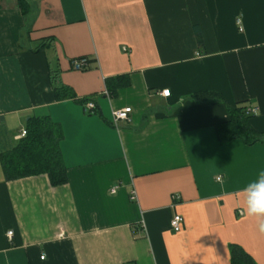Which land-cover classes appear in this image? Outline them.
Wrapping results in <instances>:
<instances>
[{
  "label": "crops",
  "instance_id": "obj_1",
  "mask_svg": "<svg viewBox=\"0 0 264 264\" xmlns=\"http://www.w3.org/2000/svg\"><path fill=\"white\" fill-rule=\"evenodd\" d=\"M27 1L0 0V264H231L232 243L264 264L241 191L264 141L217 136L239 102L264 134V0ZM210 90L220 100L194 96ZM42 116L61 129L67 182L6 178L1 154Z\"/></svg>",
  "mask_w": 264,
  "mask_h": 264
},
{
  "label": "trees",
  "instance_id": "obj_2",
  "mask_svg": "<svg viewBox=\"0 0 264 264\" xmlns=\"http://www.w3.org/2000/svg\"><path fill=\"white\" fill-rule=\"evenodd\" d=\"M19 3L25 11L28 1L19 0ZM54 90L57 99L75 96L72 89L64 85H56ZM107 90L111 96L110 90ZM194 96L207 102L220 100L221 97L214 90L202 91ZM81 100L87 102L91 98L85 97ZM242 103L239 102L235 107H230L228 109L229 119L217 126V136L220 144L234 138H242L248 144L255 141H264V134L250 126L248 122L250 114L246 112V107ZM61 138L62 133L59 125L49 116L31 118L24 139L11 150L1 154L6 178L15 179L45 173L52 185L66 183L68 176L59 145ZM229 249L231 264H258L240 245L232 243Z\"/></svg>",
  "mask_w": 264,
  "mask_h": 264
},
{
  "label": "clouds",
  "instance_id": "obj_3",
  "mask_svg": "<svg viewBox=\"0 0 264 264\" xmlns=\"http://www.w3.org/2000/svg\"><path fill=\"white\" fill-rule=\"evenodd\" d=\"M241 191L245 214L256 218V230L264 236V169L243 186Z\"/></svg>",
  "mask_w": 264,
  "mask_h": 264
},
{
  "label": "built area",
  "instance_id": "obj_4",
  "mask_svg": "<svg viewBox=\"0 0 264 264\" xmlns=\"http://www.w3.org/2000/svg\"><path fill=\"white\" fill-rule=\"evenodd\" d=\"M239 23V20H238ZM72 66L74 67V69H83L85 67L88 66V58L85 56H82L78 59H73L72 61ZM103 93H105L106 95H109V92L107 89L103 90ZM170 93L169 89H163L162 91H160V94L163 96H168ZM84 109L86 112L92 113L95 110V104L93 101L89 100L84 104ZM131 107H124L122 109H117V110H113L112 111V123L114 125L117 124L118 120H124V119H129V114L131 112ZM256 111V107H249L247 108L246 112L247 113H254ZM22 135L26 134V129L22 130ZM115 189L113 188V191ZM132 197H135V191H132ZM172 199H174V201H177L179 199V194L174 193L172 194ZM182 215L175 212L171 218H170V227L171 229H173L174 231H179L182 227ZM8 235H12V231H8Z\"/></svg>",
  "mask_w": 264,
  "mask_h": 264
}]
</instances>
